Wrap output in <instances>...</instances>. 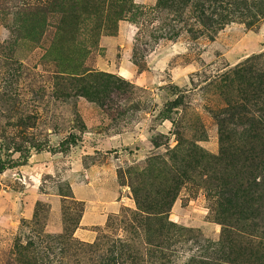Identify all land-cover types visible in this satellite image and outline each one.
I'll use <instances>...</instances> for the list:
<instances>
[{
    "label": "rangeland",
    "instance_id": "1",
    "mask_svg": "<svg viewBox=\"0 0 264 264\" xmlns=\"http://www.w3.org/2000/svg\"><path fill=\"white\" fill-rule=\"evenodd\" d=\"M108 1L94 9L100 0H0V264H20L14 245L28 237L41 243L39 257L45 253L76 264L79 257L71 258L68 244L60 253L49 237L61 234L65 225L73 228L82 212L109 202L120 201V210L102 224L78 226L74 237L94 242L102 235H123L122 212L136 208L135 175L152 158L167 161L179 141L218 154L212 111L224 102L213 80L264 51V19L250 28L231 23L214 39L185 32L157 38L161 21L149 14L157 0H132L142 14L136 10L122 20L116 19V2L109 6ZM76 12L84 20L78 42H87L98 16L102 23L83 64L133 86L109 94L103 106L71 96L67 82L56 78L69 59L72 38L65 28L58 42V19ZM34 153L46 155L32 160L46 167L37 169L39 174L25 167ZM189 175L169 218L191 229L190 236L216 241L221 225L215 201L198 173ZM189 254L185 248L177 264Z\"/></svg>",
    "mask_w": 264,
    "mask_h": 264
},
{
    "label": "trees",
    "instance_id": "2",
    "mask_svg": "<svg viewBox=\"0 0 264 264\" xmlns=\"http://www.w3.org/2000/svg\"><path fill=\"white\" fill-rule=\"evenodd\" d=\"M114 2L118 20L136 10L142 14L132 0H110L108 5ZM103 6L104 0H100L93 8ZM149 14L161 21L155 29L157 38L175 39L185 32L193 38L204 35L214 39L231 23H243L247 28L260 23L264 0H157ZM80 15L76 12L68 20L64 15L58 19V42L65 28L72 38L68 40L69 59L64 70L56 71V78L67 82L71 96L103 106L109 94L127 92L133 86L83 64V58L97 45L102 23L98 16L87 42H78L75 35L84 22ZM213 86L224 102L223 107L212 111L219 131L218 154L196 143L188 146L179 141L167 153V161L162 157L150 159L147 168L134 177L136 208L122 212L123 235H102L94 242L75 239L82 212L73 228L65 225L61 234L49 237L60 253L68 244L71 258L79 257L76 264H177L188 248L190 254L181 264H264V51L216 76ZM191 170L198 173L200 185L215 201V218L221 225L216 241L199 233L190 236L191 229L169 218L182 186L191 180ZM40 245L33 237L25 242L18 238L14 251L19 263L62 264L45 253L39 257L36 249Z\"/></svg>",
    "mask_w": 264,
    "mask_h": 264
},
{
    "label": "crops",
    "instance_id": "3",
    "mask_svg": "<svg viewBox=\"0 0 264 264\" xmlns=\"http://www.w3.org/2000/svg\"><path fill=\"white\" fill-rule=\"evenodd\" d=\"M45 157H46L45 153H34V154H32V156L30 157V161L32 163H28L27 165H25V167L27 168V171H29V173H33L34 171H36L37 169H40V168L46 169L45 166L42 167V164L32 161L34 159L35 160L44 159ZM47 170H48V168H47ZM36 173L39 174L38 171H36ZM121 204L122 203L120 201H117L115 203L109 202V203H106L105 205H103V207L101 209L95 208L96 210H94V209L93 210H86L85 212H83L79 226L82 227V226H86V225L102 224L105 221L106 216L109 213H116L120 210Z\"/></svg>",
    "mask_w": 264,
    "mask_h": 264
}]
</instances>
